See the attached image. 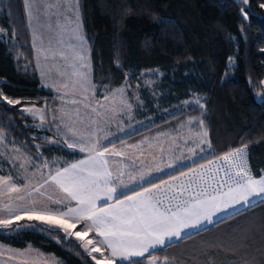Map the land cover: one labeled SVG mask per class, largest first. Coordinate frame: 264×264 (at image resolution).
Returning a JSON list of instances; mask_svg holds the SVG:
<instances>
[{
  "label": "trees",
  "instance_id": "16d2710c",
  "mask_svg": "<svg viewBox=\"0 0 264 264\" xmlns=\"http://www.w3.org/2000/svg\"><path fill=\"white\" fill-rule=\"evenodd\" d=\"M264 0H79L83 30L90 45L93 80L100 90L124 83L135 86L141 72L162 69L169 98L203 97V106L171 117H194L206 127L211 154L189 168L211 167L229 150L246 147L254 177L264 175ZM247 14L245 19L241 12ZM237 65L226 78L229 58ZM173 72V74H169ZM4 80V81H3ZM0 131L38 164L73 157L51 133L29 125L20 104L49 103L55 94L42 87L23 0H0ZM262 93L261 100L257 94ZM56 105H54L55 107ZM180 118V117H179ZM162 123V122H160ZM155 125L126 138L136 143ZM186 169L176 172L179 174ZM223 171L220 175L223 176ZM169 178L152 182L150 185ZM36 227H18L31 225ZM0 243L33 247L61 264H96L61 230L23 220L0 228ZM264 264V203H256L210 227L169 243L129 263L119 264Z\"/></svg>",
  "mask_w": 264,
  "mask_h": 264
},
{
  "label": "rangeland",
  "instance_id": "374dc122",
  "mask_svg": "<svg viewBox=\"0 0 264 264\" xmlns=\"http://www.w3.org/2000/svg\"><path fill=\"white\" fill-rule=\"evenodd\" d=\"M23 2L34 52L35 71L42 87L55 94V102H52V106L49 103L42 105L37 103L20 104L19 110L24 116L31 119L29 123L31 127L51 133L54 137L52 141L59 143L62 148L73 153L74 156L55 158L38 164L27 157L4 132L0 131V177L6 179L10 177L9 182L21 189L19 193H8L4 187H0V218H6L9 215L4 210L5 205L24 208L30 206L33 199L37 201V206L47 204L54 211L65 210L66 205L69 204L67 200L62 204H53L47 199L49 195L53 199H60L65 195L55 185L48 184L42 188L41 192L45 193L43 196L35 192L28 195L33 186L39 187L40 183L50 174H55L57 169L87 159L89 155L87 151L81 152L78 148H68L65 141L77 143L95 141L101 147H108L105 159L109 161V169L113 172L112 181L116 186L117 197L135 195L144 187H151L150 184L157 179L161 180L168 175L173 177L179 170L193 165L211 154L209 143L204 142L205 140L209 142L208 137L202 135L206 131V127L199 120L190 116L171 118L188 112L192 107L203 106L202 96L192 94L188 99L172 102V98L168 96L169 89L166 87L167 81L165 80L168 73L162 69L141 72L135 86L124 83L114 90H100L93 80L90 45L83 30L80 4L78 3L76 12L73 13L70 6L74 0H23ZM77 18L79 33L87 43V50L82 53L86 57L87 68L79 67L81 62L74 57L73 45L76 43ZM48 48L63 50L67 60H60L59 57L53 60L51 56L46 60L42 49ZM237 56L238 53L235 51L231 57L233 63L228 62L229 69L226 78L232 77L237 65ZM73 65L77 67L74 68ZM76 71L87 73L90 84L94 86V94L92 91H84L78 82L79 77L74 75ZM169 74H173V72ZM65 84L68 87H64ZM262 85L264 92V83ZM113 94H115L114 99ZM85 96H88L89 99L84 100ZM105 96H108L109 99L105 100ZM4 97L3 94L0 95V99L5 100ZM261 98L262 93L257 94V100H261ZM72 100L79 102L73 104ZM5 101L7 102V100ZM86 103L96 107V112L85 108L84 104ZM54 105L56 106L54 107ZM24 109H32V111H24ZM156 123L160 124L156 125L158 131L155 134H147L136 143L129 144L126 140L130 135ZM69 128L75 129L79 135L84 137V140L80 141L77 137L72 136ZM170 164L172 167H169ZM188 172L190 171L186 173ZM176 177L175 181L170 178L167 183H160L161 181L157 183L161 185L162 189H167L169 185L177 184L179 180L184 179L182 176ZM20 196H23L24 199H19ZM98 203L103 205L105 201L101 199ZM107 203L114 204L115 200H108ZM256 203L258 201L253 198L252 205ZM70 206H75V201H71ZM247 208L249 207L238 205L236 209L219 213L213 217L214 223L205 222L199 229H186L182 233V238L210 227ZM34 222L50 229L61 230L66 238L75 240L87 255L92 259L95 257L102 260L103 264H108L105 257L113 260L114 264L129 263L143 258L169 243L180 240L175 238L167 240L164 246H157L149 249L144 256L129 259H122L119 256L112 257L110 250L104 248L102 257L98 252L85 251L81 241L76 240L74 236L66 235L62 229L41 224L38 221ZM83 227V223L78 224L75 231H80ZM87 239L96 241L103 237H98L94 232H91ZM93 260L96 262L95 259ZM148 263L156 264L153 260H149ZM0 264H61V262L53 255L42 253L31 246L21 250L0 243Z\"/></svg>",
  "mask_w": 264,
  "mask_h": 264
},
{
  "label": "snow or ice",
  "instance_id": "6c2138e0",
  "mask_svg": "<svg viewBox=\"0 0 264 264\" xmlns=\"http://www.w3.org/2000/svg\"><path fill=\"white\" fill-rule=\"evenodd\" d=\"M240 2L246 5L249 0H240ZM78 3L79 0H74L70 6L73 13L76 12ZM261 7H264V3ZM241 12L246 19L247 14L243 9ZM75 40L74 57L81 62L79 67L87 68L86 57L82 54L87 50V43L79 33L78 18ZM42 51L46 60L50 56L53 60L57 57L60 60H67L63 50L48 48ZM229 63H233L232 58H229ZM73 67L77 66L73 65ZM74 75L79 77L78 82L85 92L92 91L94 94V86L90 84L87 73L76 71ZM64 87L68 85L65 84ZM114 98L115 94H113ZM4 99L9 104L20 103L19 100H11L7 97ZM88 99V96L84 97V100ZM104 99L108 100L109 97L105 96ZM78 102L71 101L73 104ZM84 107L96 112V107L90 103L84 104ZM24 111L31 112L32 109H24ZM69 131L78 140H84L75 129L69 128ZM202 135L206 137L207 132H203ZM65 142L68 148L87 151L89 153L87 159L57 169L55 174H50L39 187L33 186L28 193L32 195L35 192L43 196L45 193L41 192L42 188L48 184L55 185L65 195L60 199H53L49 195L47 199L53 204H62L67 200L69 204L66 205L65 210L54 211L47 204L37 206L35 199L31 201L30 206L24 208L5 205L4 210L9 215L0 218V228H11L14 222L23 219L34 220L60 228L66 235L74 236L76 240L82 242L83 248L89 253L98 252L103 257L102 249L106 248L110 250L112 257L129 259L144 256L149 249L164 246L167 240L181 239L186 229H199L205 222L214 223L213 217L219 213L236 209L238 205L251 207L253 198L259 203H264V176L260 178L253 176L247 163L246 145L218 156L217 159L222 164L217 165L213 160H209L208 164L211 167L206 168L201 165L202 171L197 172L193 169L188 173L181 172L180 175L187 179H181L177 184L169 185L167 189H162L161 185L156 183L151 187H144L135 195L117 197L116 186L112 181L113 172L109 169V161L105 159L108 147H101L95 141ZM204 142L209 143L211 147L210 142L206 140ZM169 167L172 165L170 164ZM221 171L224 173L223 176L220 175ZM10 179V177L7 179L0 177V187H4L8 193H19L21 189L11 184ZM173 180H177V177L173 176ZM18 198L24 199L23 196ZM101 199L105 201L103 205L98 203ZM108 200H115V203L108 204ZM71 201H75V206H70ZM81 223L84 224L82 230L75 231L77 225ZM18 227L34 228L36 225H18ZM91 232L103 239L96 241L87 239ZM93 259L96 260V264H103L102 260L95 257ZM105 259L108 260V264H114L113 260L107 257ZM152 259L154 261L156 258L153 256Z\"/></svg>",
  "mask_w": 264,
  "mask_h": 264
},
{
  "label": "crops",
  "instance_id": "0c3cea01",
  "mask_svg": "<svg viewBox=\"0 0 264 264\" xmlns=\"http://www.w3.org/2000/svg\"><path fill=\"white\" fill-rule=\"evenodd\" d=\"M188 166H190V165H188ZM184 169H186L185 171H182V172H187V171H191V170H193V169H195V170H197L196 168H189V169H187V167L186 168H184ZM199 169H200V167H199ZM198 169V170H199ZM182 170V169H181ZM181 170H179V171H181ZM181 173V172H180ZM180 173L179 174H176L175 176H181L180 175ZM169 176V175H168ZM165 177H167V176H165ZM164 177V178H165ZM170 178H173L172 176L171 177H169V178H167V179H164V180H162L160 183H165V182H167ZM161 179H163V178H161ZM184 179H187V177H184ZM157 180H159V179H157ZM167 202V201H166Z\"/></svg>",
  "mask_w": 264,
  "mask_h": 264
}]
</instances>
